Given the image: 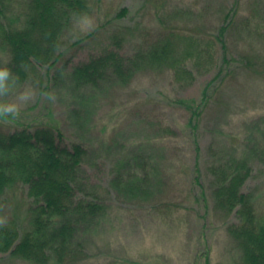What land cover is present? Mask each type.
<instances>
[{"label":"rangeland","instance_id":"374dc122","mask_svg":"<svg viewBox=\"0 0 264 264\" xmlns=\"http://www.w3.org/2000/svg\"><path fill=\"white\" fill-rule=\"evenodd\" d=\"M90 1V13L65 32L58 65L49 72L35 68L23 80L13 76L12 90L0 97V103L18 102L26 90L34 93L27 102H19L18 119H0L5 130L52 121L60 125L69 145L80 143L90 151L84 169L97 193L105 195L109 215L78 237L84 255L64 264H240V252L226 232L224 219H212L203 241L199 239L202 223L182 209L193 207L188 192L197 153L195 138L185 127L190 114L176 101L201 98L212 81L197 138L201 183L210 198L213 179L207 169L214 155L232 149L243 153L249 143L264 142V0ZM23 4L24 0L0 4L5 23L19 22ZM123 8L128 9L127 16L116 18ZM232 10L236 17L226 40L236 62L226 77L214 80L215 71L205 64L202 72L196 70L195 83L189 87L159 69L142 71L126 88L111 84L95 90L71 76L74 63L109 49L114 36L123 39V54L131 56L160 40L167 29L182 30L186 37L209 33ZM8 57L0 43V68L6 67ZM42 93L53 94L55 102ZM139 158L145 160L143 168ZM123 165V173H116ZM135 171L154 177L160 192L157 199L132 200L112 184L115 175L128 179ZM245 192L263 215V165L254 166ZM1 201L0 220L6 222L0 229L15 225L21 233L30 231L27 187H16ZM170 204L176 205L172 212ZM0 264L30 263L0 253Z\"/></svg>","mask_w":264,"mask_h":264},{"label":"trees","instance_id":"16d2710c","mask_svg":"<svg viewBox=\"0 0 264 264\" xmlns=\"http://www.w3.org/2000/svg\"><path fill=\"white\" fill-rule=\"evenodd\" d=\"M0 4L5 7L6 0H0ZM90 8V0H24L18 23H5L0 8V43L9 56L5 68L21 80L35 68L48 72L55 68L62 59L60 49L65 32L90 13ZM127 14L128 9L123 8L116 18ZM235 17V11L227 12L219 26L203 35L186 37L182 30L167 29L160 40L131 56L123 54V39L114 36L109 49L74 63L71 76L95 90L111 84L126 88L142 71L159 69L170 72L176 82L189 87L195 83L196 70L202 72L205 64L215 71L214 80L226 77L236 62L226 40ZM211 85L212 81L199 99L176 101L190 114L185 127L195 138L197 153L193 185L188 192L193 207L182 209L202 223L200 240L207 241L209 225L219 216L240 252L239 263L264 264V214H258L253 196L245 192L254 166H264V142L249 143L243 153L232 149L214 155V162L207 169L213 179L210 198L201 183L197 138L203 108L210 101ZM89 153L83 144L69 145L55 122L41 121L14 132L5 130L0 123V204L5 195L20 186L27 187L31 200V230L21 233L15 225L2 227L1 254L9 253L30 264H64L84 255L78 237L98 226L110 210L105 195L97 193L98 188L91 185L84 169ZM139 160L143 168L145 160ZM124 166L116 173H123ZM134 173L128 179L117 174L112 184L132 200L157 199L160 192L154 177L146 171ZM173 209L176 205L170 204L168 210ZM204 246L210 250L208 244Z\"/></svg>","mask_w":264,"mask_h":264},{"label":"clouds","instance_id":"9594fccd","mask_svg":"<svg viewBox=\"0 0 264 264\" xmlns=\"http://www.w3.org/2000/svg\"><path fill=\"white\" fill-rule=\"evenodd\" d=\"M15 85V78L8 68H0V97L7 96ZM42 96H47L49 101L55 102L56 97L51 93H42ZM34 96V93L25 91L18 97V102H3L0 103V119L7 121L9 118L18 119L20 117V103L27 102ZM5 220H0V224L5 223Z\"/></svg>","mask_w":264,"mask_h":264}]
</instances>
